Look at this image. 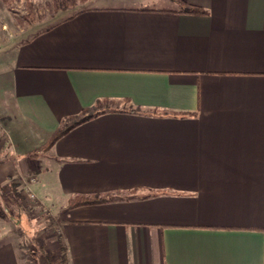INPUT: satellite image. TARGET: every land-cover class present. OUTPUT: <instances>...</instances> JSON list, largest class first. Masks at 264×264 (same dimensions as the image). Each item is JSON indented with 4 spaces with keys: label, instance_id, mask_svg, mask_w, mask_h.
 I'll return each mask as SVG.
<instances>
[{
    "label": "crops",
    "instance_id": "obj_1",
    "mask_svg": "<svg viewBox=\"0 0 264 264\" xmlns=\"http://www.w3.org/2000/svg\"><path fill=\"white\" fill-rule=\"evenodd\" d=\"M93 1L0 39V183L59 208L62 264H264V0Z\"/></svg>",
    "mask_w": 264,
    "mask_h": 264
},
{
    "label": "rangeland",
    "instance_id": "obj_2",
    "mask_svg": "<svg viewBox=\"0 0 264 264\" xmlns=\"http://www.w3.org/2000/svg\"><path fill=\"white\" fill-rule=\"evenodd\" d=\"M59 2L13 0L9 4L0 0V39L28 35L96 1L87 0L73 9H61ZM32 178L35 179L34 176H14L0 183V239L12 241L29 264H62V255L56 249L59 208L30 195L28 187L33 189Z\"/></svg>",
    "mask_w": 264,
    "mask_h": 264
},
{
    "label": "trees",
    "instance_id": "obj_3",
    "mask_svg": "<svg viewBox=\"0 0 264 264\" xmlns=\"http://www.w3.org/2000/svg\"><path fill=\"white\" fill-rule=\"evenodd\" d=\"M6 3H12L13 0H3ZM87 0H60L59 2V7L61 9H73L75 7H77L80 3L85 2ZM82 10L77 11L76 13H74L73 15H71L69 18L73 17L74 15L80 13ZM182 12L184 13H188V14H195V15H204L207 14V12L197 6H193V5H189V4H184V8L182 10ZM132 112H137L138 110H131ZM105 111H97V112H88V113H83L82 116L78 117V118H72L70 119L67 123H65L58 131L55 135H53L51 137V139L46 143L45 146H43V148L39 151V152H35L32 156H38L40 153H47L52 147L53 145L65 134H67L71 129H73L74 127H76L77 125L84 123L102 113H104ZM1 140V139H0ZM112 199V198H111ZM110 198L107 197H100V196H93V197H88V196H77L74 197L67 208H75L77 206H83V205H91V204H101V203H105L109 200H111ZM61 244H62V257H61V261L62 262H66V249L64 244L62 243V241L60 240Z\"/></svg>",
    "mask_w": 264,
    "mask_h": 264
},
{
    "label": "built area",
    "instance_id": "obj_4",
    "mask_svg": "<svg viewBox=\"0 0 264 264\" xmlns=\"http://www.w3.org/2000/svg\"><path fill=\"white\" fill-rule=\"evenodd\" d=\"M35 180L36 179H34V178H32V180H31V182L33 183V182H35ZM29 189V191H30V195L32 196V197H35V194L32 192L33 190L30 188V187H28Z\"/></svg>",
    "mask_w": 264,
    "mask_h": 264
}]
</instances>
